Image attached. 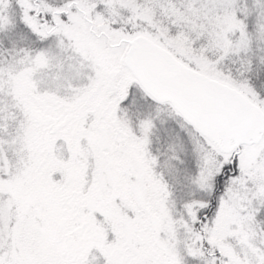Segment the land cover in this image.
Here are the masks:
<instances>
[{
    "label": "snow or ice",
    "instance_id": "1",
    "mask_svg": "<svg viewBox=\"0 0 264 264\" xmlns=\"http://www.w3.org/2000/svg\"><path fill=\"white\" fill-rule=\"evenodd\" d=\"M0 264H264V0H0Z\"/></svg>",
    "mask_w": 264,
    "mask_h": 264
}]
</instances>
